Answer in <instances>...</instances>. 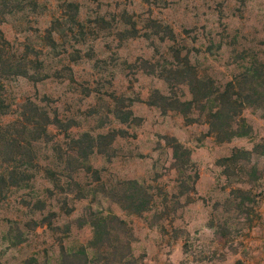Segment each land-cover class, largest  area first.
<instances>
[{"label":"rangeland","instance_id":"1","mask_svg":"<svg viewBox=\"0 0 264 264\" xmlns=\"http://www.w3.org/2000/svg\"><path fill=\"white\" fill-rule=\"evenodd\" d=\"M0 31L31 76L0 61V174L28 163L0 264H264V0H0ZM226 88L238 116L210 120Z\"/></svg>","mask_w":264,"mask_h":264},{"label":"trees","instance_id":"2","mask_svg":"<svg viewBox=\"0 0 264 264\" xmlns=\"http://www.w3.org/2000/svg\"><path fill=\"white\" fill-rule=\"evenodd\" d=\"M6 5L8 6L7 3H5L3 6H6ZM8 49H9V43L5 40L2 32L0 31V61H4L2 60V58H4V56L7 54L6 51ZM3 67L4 68L2 70L3 71L2 74L5 76V78H9L11 76H19V75L25 76L27 78H31V76H28L27 72H16L15 71L16 67L14 66V62L12 63V61L9 60L8 58L4 61ZM192 79L194 82L201 83V80H198L195 77ZM187 85L191 86L192 84H189L188 82ZM191 94L194 95L193 91L191 92ZM207 99H212V101L217 105L215 106L214 110L213 109L209 110L208 118L210 120H213V119L218 120V119H222L226 117L225 104H227L228 106L234 107L231 112V117L227 119L231 120V122L235 121L234 119L238 116L236 107L237 105L241 106V104L238 103V97L234 99L231 98V96L228 93V88H226L222 92H220L219 90H215L214 92L210 93L207 96ZM195 101L196 100L192 98L191 100L184 101V102H178L175 100V102L173 103H178L190 109ZM8 109H9L8 105L4 102V99L0 97V114L6 115L9 111ZM22 116L24 120H23V123H20L19 125L21 128L20 129L21 132L23 131L31 136L34 135V132H35L34 136H36V134L38 135L36 136V138L47 137L48 136L47 127L53 124L56 125V123H58L57 118H54L53 120H51L46 112H40V113L35 112V114H32L28 117H25V114L23 112ZM11 127L12 125L11 126L9 125L0 126V143L6 142L8 145L10 144V142L15 141L13 140L15 136L10 134L9 128ZM223 129H224V126H221L219 128V131H223ZM227 135L228 136L226 137V139L230 140L232 137L240 136L242 134L238 130H235V131L231 130L230 134H227ZM104 137L105 136H98V138H104ZM82 138L83 139L85 138L88 141V144H89L88 150L92 151L94 147L93 138L89 136L88 134H83ZM74 142L79 144L81 142V139L79 138L75 140ZM28 146H29V143H28ZM180 148L181 146H179V144H176L175 149H180ZM28 152H29V149H28ZM240 153H244V152H241L238 150L235 151L233 155L226 158V161H235ZM23 156L24 154H19L17 158L5 160V162L8 161L7 163H10L12 166L6 169L3 174H0V196L2 195L5 189L11 188V187L19 188L22 185L23 181H25V178H24L25 169H21V167L26 168L27 167L26 164L28 163L23 164V162H21V160L23 159ZM93 226L96 227L97 224H94Z\"/></svg>","mask_w":264,"mask_h":264}]
</instances>
